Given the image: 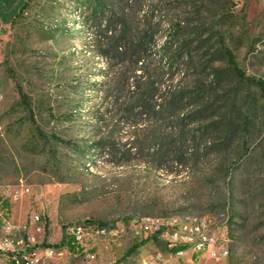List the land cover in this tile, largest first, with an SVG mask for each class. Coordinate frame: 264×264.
<instances>
[{
    "label": "rangeland",
    "instance_id": "1",
    "mask_svg": "<svg viewBox=\"0 0 264 264\" xmlns=\"http://www.w3.org/2000/svg\"><path fill=\"white\" fill-rule=\"evenodd\" d=\"M18 1L15 17L0 21V242L29 244L38 264H137L168 247L127 235L91 262L72 246L60 257L44 250L59 249L65 227L83 221L127 228L140 218L205 217L229 254L207 264H264V99L213 56L219 34L245 76L264 81V0H124L115 12L101 0L106 9L96 19L94 0ZM111 21L117 36H151L143 65L105 57ZM179 21L200 24L203 35L188 73L170 71L159 48ZM142 68L163 75L155 78L160 100L169 86L196 94L199 83H211L209 118L176 127L167 113H127L133 95L111 76L138 77ZM212 123L217 129L207 133ZM180 132L189 141L170 145Z\"/></svg>",
    "mask_w": 264,
    "mask_h": 264
},
{
    "label": "trees",
    "instance_id": "2",
    "mask_svg": "<svg viewBox=\"0 0 264 264\" xmlns=\"http://www.w3.org/2000/svg\"><path fill=\"white\" fill-rule=\"evenodd\" d=\"M94 1L95 3L93 4V7L95 8V11L93 13V17L96 19L98 17V13L104 11L106 7L102 4L101 0ZM111 1L112 6L110 7L113 9V12H115L117 7L120 6L121 2L124 0ZM20 4L21 2L18 0H0V21L3 23H8L11 19H13ZM222 7L223 5L218 6V9L221 10V13L224 12L221 9ZM116 25L117 23L112 21L107 25L106 33H110V36H107L106 38L108 54L105 57L109 59L110 63H113L115 60L121 58L128 59L134 68L135 65H143L142 56L145 51L144 48L149 43L148 41H150L151 36H149L147 33L144 36H138L134 34L128 35L125 31H123V34L121 33L120 36H117L116 30H112V28H115ZM200 27L201 25L198 23L194 25L192 22L186 23L183 21L176 22L170 27V34L164 37L162 45L159 46L160 53L163 55L162 58L166 62L165 66H167L170 71L174 68V65H177L180 69L181 67H184L183 69H185L187 73L195 69L194 66L196 56L193 55L192 51L190 50L193 49V47H196V49L197 47H201V37L203 35L200 31ZM214 27L215 24H213L212 28ZM216 41L218 48L213 53V56L221 57V59L226 62L229 71L236 79H238L239 82H241V84L249 83L254 85L258 89L260 97L264 99V81L247 78L244 72L238 68L234 54L225 45L224 39L219 34L216 35ZM109 54H114V56L109 57ZM111 67L114 66L111 65ZM141 71L142 72L140 73V76H134L133 78L129 77L128 73L126 72L120 74L119 70H116V72L112 73L111 78L117 87H119L118 91L122 94L124 92H128L129 94L131 93L133 95V97L127 98L128 102L126 104L128 105V108L125 110L127 113L132 114L133 111H137V109L140 111L138 115L148 113H167L170 119H174L176 123H179V126L176 127H182L189 120L191 123H196L209 118H207V115H209L215 103L211 98L213 93L211 83L208 85H202L199 83L196 88V94H194V92H187L182 88L172 90L171 86L167 88L165 87V94H167V97L165 96V98L160 100L161 98L157 97V93L159 91L157 83L159 82H157L156 79L159 77L162 78L163 75L151 74L147 70L143 71V68ZM135 73L136 70L134 69V75H136ZM178 75H182V77L186 76L183 70L182 72L179 71ZM215 75L216 74H211V77H214L213 79L216 80L219 77V74L216 76ZM130 79H133L131 83L129 82ZM167 81L172 82V76L171 78L167 79ZM121 95L114 98L117 105H120L121 99L126 97ZM158 99L160 102H158ZM185 107H197V109L190 115L185 116L183 113ZM222 120L224 121L225 117H223ZM215 125L216 124L214 123L208 124L205 127L206 132L210 133V131H216L217 126ZM180 134L182 133H179V139L174 140V143L171 142L170 145L174 146L177 141H179L178 144L183 146L185 145V142L187 143L189 141V138L187 135L185 136V133H183L182 136H180ZM194 140L195 138L193 137V141ZM99 224L105 225L102 223ZM62 245L63 240L55 247H61ZM45 248H52V246L46 245ZM136 249L137 246L134 245L127 252V255L133 253ZM183 250L185 249L180 247L169 249V252L177 253ZM30 251H33V248ZM2 256L8 257V264H20V260L17 255L11 253H0V257Z\"/></svg>",
    "mask_w": 264,
    "mask_h": 264
},
{
    "label": "built area",
    "instance_id": "3",
    "mask_svg": "<svg viewBox=\"0 0 264 264\" xmlns=\"http://www.w3.org/2000/svg\"><path fill=\"white\" fill-rule=\"evenodd\" d=\"M18 197L19 194H16L15 198ZM127 235L136 239L156 237L162 240L168 249L183 247L196 254H207L212 260H225L229 255L226 247L227 238L209 218L205 217H188L181 221L172 220L167 224L159 219L140 218L131 220L127 228L83 221L67 225L64 229L63 245L59 249L46 248L44 254L48 257H60L72 246L71 250L75 255L91 262L101 250H109L113 244ZM31 249L29 244L22 240L5 239L0 242V253L17 255L20 264H38L37 254L30 251ZM185 250L177 252L176 258L163 259L160 255L137 264H184L179 257Z\"/></svg>",
    "mask_w": 264,
    "mask_h": 264
},
{
    "label": "crops",
    "instance_id": "4",
    "mask_svg": "<svg viewBox=\"0 0 264 264\" xmlns=\"http://www.w3.org/2000/svg\"><path fill=\"white\" fill-rule=\"evenodd\" d=\"M176 258V253H167L163 255V259ZM184 264H207V254H196L191 250L185 252L179 257Z\"/></svg>",
    "mask_w": 264,
    "mask_h": 264
}]
</instances>
